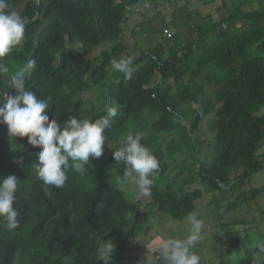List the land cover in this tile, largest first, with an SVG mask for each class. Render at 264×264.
<instances>
[{
    "label": "trees",
    "instance_id": "1",
    "mask_svg": "<svg viewBox=\"0 0 264 264\" xmlns=\"http://www.w3.org/2000/svg\"><path fill=\"white\" fill-rule=\"evenodd\" d=\"M23 1L7 0L26 21V39L6 59L13 73L36 59L26 83L49 101L50 119L61 126L72 115L95 120L113 106L118 114L105 132V144H113L105 161L90 162L84 176L69 171L62 188L36 178L32 164L40 149L25 137L19 139L24 149L13 152L7 128L0 125V176L20 180L14 204L20 226L11 232L0 228V264H103L96 259L100 237L116 244L114 264L132 261L131 245L149 214L184 220L205 195H232L264 169V153H259L264 142V4L224 0L229 14L222 20L246 24L203 45L198 36L212 27L197 25L198 34L178 48L176 36L155 40L148 27L150 47L142 49L138 42L128 45L126 24L140 4L155 0H28L20 11ZM102 45L107 46L97 52ZM121 56L133 58L134 75L127 82L110 64ZM7 91L6 79H0V100ZM185 110L194 112L192 119ZM128 133H141L142 143L160 162L147 194L116 183L124 165L116 164L113 149ZM201 134L208 139L203 149L196 142ZM261 191L242 190L227 210ZM136 192L140 198L135 201ZM219 226L224 233L215 240L226 238L236 255L218 264H264L259 251L264 231L245 229L242 236L228 223ZM197 253L202 264H210Z\"/></svg>",
    "mask_w": 264,
    "mask_h": 264
},
{
    "label": "clouds",
    "instance_id": "2",
    "mask_svg": "<svg viewBox=\"0 0 264 264\" xmlns=\"http://www.w3.org/2000/svg\"><path fill=\"white\" fill-rule=\"evenodd\" d=\"M25 33L26 21L22 15L7 0H0V79H6L8 89L0 100V125L7 128L13 152L24 149L19 139L25 137L28 145L40 149L32 164L36 178L47 186L62 188L69 171L84 176L90 157L102 156L107 141L105 132L113 127L118 108H109L107 116L95 120L72 115L63 126L56 119H50L49 101L40 98L26 83L36 66V59H28L14 73L7 63L6 58L15 49L23 47ZM110 64L114 71L123 74L125 82L133 79L131 56L113 58ZM142 140L141 133L122 136L119 146L113 149V158L116 164L124 165L123 174L116 177V183L121 188L132 186L139 193L147 194L160 162ZM17 144L21 147L17 148ZM19 181L15 175L0 176V228L9 232L20 226L19 213L14 207ZM186 219L190 223L186 236L169 237L159 243L157 255L162 264H202V257L195 249L203 240L205 222L196 212L189 213ZM96 244L97 261L114 264L116 244L113 240L105 241L100 237ZM259 251L264 253V245Z\"/></svg>",
    "mask_w": 264,
    "mask_h": 264
},
{
    "label": "rangeland",
    "instance_id": "3",
    "mask_svg": "<svg viewBox=\"0 0 264 264\" xmlns=\"http://www.w3.org/2000/svg\"><path fill=\"white\" fill-rule=\"evenodd\" d=\"M27 1L24 0L19 4L18 8L20 11ZM226 2L228 4L231 3L229 0ZM256 2L264 4V0H256ZM228 14V6L224 3V0H173L171 3L167 0H155L149 4L142 3L138 8L134 9L126 24L125 37L130 47L136 46V42H138L140 48L147 49L150 47V43L147 39L148 36H145L144 29L149 27L156 33L155 40H162L164 37L163 30L167 27L174 31V36H176L174 46L178 48L180 44L191 42L198 34L197 25L201 28L212 27V30L198 36L199 44L203 45L213 40L219 34L224 32L234 34L236 30H240L245 26L246 23L244 21L227 23L225 20H222L224 17H228ZM37 17L45 21L41 15H37ZM146 19L148 22H145ZM105 46L102 45L96 51L99 52ZM136 50L139 52L137 48ZM89 57L91 56L89 55ZM184 112L191 119L193 118V111L185 110ZM262 112L264 111L262 110ZM207 140L204 134L199 135L196 141L198 147L203 149L202 147ZM112 146V143H106L102 156L95 159L90 157L89 163L93 161L104 162V157L110 153ZM259 153H264V142L261 144ZM253 187H260L262 191L250 201L242 202L240 199L236 209L227 210V205L237 199L242 190ZM242 190L235 191L227 197L223 196L219 191L209 193L196 206L194 212L197 213L199 218L204 220L205 229L203 240L195 250L199 251L210 264H218L221 260L234 258L236 255L227 246L226 238L221 243H217L215 240L214 237L217 233H224L222 227L219 226L220 224L228 223L231 228L238 229L242 236L245 234V229L264 231V169L256 173L252 181L245 184ZM136 198H140V194L137 196V192L134 193L135 201ZM215 199L218 201H214ZM145 212L148 213V210H145ZM130 227H133V223L130 224ZM189 231L190 223L187 219L173 220L163 214L156 216L149 214L145 226L136 235L131 245L134 259L132 261H125L122 264H149V262L154 260L158 261V264H162L157 257L159 243L169 237L182 238ZM244 245H246V242H244ZM216 248L217 250H215Z\"/></svg>",
    "mask_w": 264,
    "mask_h": 264
},
{
    "label": "built area",
    "instance_id": "4",
    "mask_svg": "<svg viewBox=\"0 0 264 264\" xmlns=\"http://www.w3.org/2000/svg\"><path fill=\"white\" fill-rule=\"evenodd\" d=\"M163 34L167 37V38H173L174 37V31H172L171 29L169 28H165L163 30ZM158 257V256H157Z\"/></svg>",
    "mask_w": 264,
    "mask_h": 264
},
{
    "label": "water",
    "instance_id": "5",
    "mask_svg": "<svg viewBox=\"0 0 264 264\" xmlns=\"http://www.w3.org/2000/svg\"><path fill=\"white\" fill-rule=\"evenodd\" d=\"M134 8H135V7H134ZM176 114L179 115L177 112H176ZM192 141H195V133H194V135H193ZM221 186L225 188L224 184H221ZM228 187H229V186H228ZM226 188H227V187H226Z\"/></svg>",
    "mask_w": 264,
    "mask_h": 264
}]
</instances>
